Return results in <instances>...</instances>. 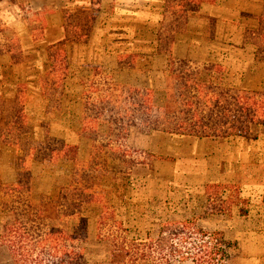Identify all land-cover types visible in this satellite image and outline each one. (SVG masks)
Segmentation results:
<instances>
[{
	"label": "crops",
	"instance_id": "obj_1",
	"mask_svg": "<svg viewBox=\"0 0 264 264\" xmlns=\"http://www.w3.org/2000/svg\"><path fill=\"white\" fill-rule=\"evenodd\" d=\"M188 2L197 9L176 22L168 0H0V168L35 162L59 141L81 151L91 106H119L121 89H150L157 75L172 80L171 59L213 65L223 86L264 93V0ZM106 134L98 147L109 163L120 164L124 148L131 171L195 192L194 220L230 243L229 264H264V124L254 136L130 126L123 144ZM56 158L50 165L69 163Z\"/></svg>",
	"mask_w": 264,
	"mask_h": 264
},
{
	"label": "trees",
	"instance_id": "obj_2",
	"mask_svg": "<svg viewBox=\"0 0 264 264\" xmlns=\"http://www.w3.org/2000/svg\"><path fill=\"white\" fill-rule=\"evenodd\" d=\"M168 1L176 22L197 9V5L189 0ZM169 65L173 96L166 106L160 107L153 100L149 101V95L153 94L150 89L135 88L130 91L123 109L125 113L131 112L130 117L123 115L122 108L117 105L93 104L91 111L95 114L85 120L84 129L92 128L89 122L98 123L104 114L112 129L128 118L130 126L145 131L198 136H254L257 127L264 124V93L223 86L222 78L213 76L214 67L210 64L171 59ZM104 90L108 92L109 89ZM117 136L122 140L126 137L121 133ZM106 137L109 139L112 135ZM56 147L43 146L37 156L53 161L56 154L55 160L72 162L75 166L72 175L77 176L76 190L70 194L73 190L70 184L57 199L39 205L27 199L24 200L26 208L5 210L2 231L7 234L0 235V248L8 250L10 264H182L185 261L229 264L230 243L221 233L204 230L195 220L162 226L157 238L153 237L152 231H147L146 238H137L122 226L106 229V216L102 213L97 214V238L110 242V257L104 263L91 261L86 246L87 208L97 198L88 192L91 188L90 168L77 165L78 146H65L59 141ZM94 172L97 171L93 169Z\"/></svg>",
	"mask_w": 264,
	"mask_h": 264
},
{
	"label": "rangeland",
	"instance_id": "obj_3",
	"mask_svg": "<svg viewBox=\"0 0 264 264\" xmlns=\"http://www.w3.org/2000/svg\"><path fill=\"white\" fill-rule=\"evenodd\" d=\"M113 32V30L110 31L111 34ZM128 76V74H122L120 78L126 80ZM132 79L138 81L137 84H144V80L139 76L132 75ZM153 85L150 88L153 94L149 95V101L153 100L160 107L166 106L165 103H168L173 96L172 80H166L161 75H157ZM143 89L145 88L143 87ZM131 90L129 88L121 89L122 96L118 107L122 108V112H124L126 101L129 100ZM107 107L108 105H106ZM105 112L107 113V111ZM128 113L127 111L122 114L130 117ZM90 114L94 116L95 113L91 111ZM103 117L101 116L98 123L89 122L92 127L89 128L88 138L90 140L79 141L81 147H84L79 151L77 157V165L90 168L88 172L91 188L88 189V192L97 198L93 205L87 208L89 221L86 246L88 247V258L99 263L109 260L110 242L97 238L99 226L97 214L102 213L106 216V229H117L122 226L130 230L132 237L137 238H146L147 231H152L153 237L157 238L162 226L171 227L173 222L194 220V210L189 209L187 196L195 194L176 183L151 175L143 167H136L131 171L130 166L133 164V159L132 163L127 160L124 148H122L120 164L109 163L108 160H105V155H108L107 151L98 147L99 144L110 141L104 136L105 133H108L109 130L116 131L124 137L130 128V121L126 118L120 126H114L112 129L105 119L106 116ZM74 125L79 128L80 121L75 120ZM37 155L38 153H36L35 162L29 163L18 159L15 165L0 168V235L7 234L6 231H2L6 216V214L4 216L5 210L9 208L24 209L26 208L24 200L27 199L37 205L50 199H57L70 184L73 185L70 194L76 190L77 176L72 175L75 171L72 162L50 165L49 158L40 159ZM93 169L97 172L93 173ZM213 194L218 196L219 191L215 190ZM10 258L8 250L0 248V264H10ZM182 264L192 263L185 261Z\"/></svg>",
	"mask_w": 264,
	"mask_h": 264
},
{
	"label": "clouds",
	"instance_id": "obj_4",
	"mask_svg": "<svg viewBox=\"0 0 264 264\" xmlns=\"http://www.w3.org/2000/svg\"><path fill=\"white\" fill-rule=\"evenodd\" d=\"M0 7H3V5L0 4ZM14 11L16 13H19L20 9L19 8H15ZM2 15H4L9 21L14 19V16L12 15V13L8 12L7 9H5V11L2 13Z\"/></svg>",
	"mask_w": 264,
	"mask_h": 264
}]
</instances>
